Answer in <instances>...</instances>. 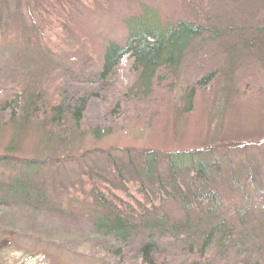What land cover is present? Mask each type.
<instances>
[{"label": "rangeland", "instance_id": "1", "mask_svg": "<svg viewBox=\"0 0 264 264\" xmlns=\"http://www.w3.org/2000/svg\"><path fill=\"white\" fill-rule=\"evenodd\" d=\"M148 16L156 27L192 21L205 31L149 90L128 56L109 80L98 78L106 47L126 43V21ZM82 96L78 124L68 115L51 123V104ZM13 102L12 124L2 107ZM125 149L197 151L217 163L209 185L218 218L232 220L244 243L201 259L182 238L169 239L168 264H246L251 235L264 252V0H0V158L8 163L0 162V264H140L139 239L120 249L94 227L93 186L137 209ZM105 152L120 161L117 176ZM23 161L39 163L30 178ZM176 182L185 192L196 186L191 172ZM145 184L150 199L138 200L149 206L158 196ZM168 190L163 210L179 219V193Z\"/></svg>", "mask_w": 264, "mask_h": 264}, {"label": "trees", "instance_id": "2", "mask_svg": "<svg viewBox=\"0 0 264 264\" xmlns=\"http://www.w3.org/2000/svg\"><path fill=\"white\" fill-rule=\"evenodd\" d=\"M148 18L149 16L143 19L133 18L131 20H134V23L126 21V27L128 28L126 43L123 46L109 44L106 47L101 68L97 72L98 78L109 80L115 73L114 71L119 62L128 56L133 59V63L138 69L143 89L149 90L155 74L161 68L180 65L185 58V52L191 48L194 40L200 38L202 32L205 31L204 27L192 21H179L167 28L156 27L152 25ZM155 25L158 26V23L156 22ZM213 76L212 73L205 75L201 83L210 81ZM87 103L88 98L82 96L74 102L63 98L59 102L51 104L52 106L49 108L51 123L55 124L62 120L65 115H68L74 123L78 124L83 118ZM13 104L15 102L12 104L6 103L2 107V110L5 107L9 110L8 116L12 124L17 122V112H15L17 108H13ZM29 109V107H26L25 116ZM121 153L129 160L128 166L131 168L135 182L140 189L138 196L132 197L137 209H133L132 206H119L122 205V202L116 195L105 194L106 198L98 191L99 188L93 186L91 198L94 201L93 206L99 214L94 222V227L104 235L112 237L120 249H123L126 245L128 246L129 241L134 242L135 239H139L136 247L140 264H168L164 251L168 249L165 246L171 245L169 239L179 241L182 238L181 242H184L187 247L188 254L199 255L201 259L205 258L210 250L218 253L226 247L244 243L241 242L244 237L236 231V224L232 220L218 218L219 201L217 194L209 185V177L213 175V170L209 167L214 164L217 165L211 151L208 150L206 153V156H212V158H209L213 160L212 163L214 162V164L210 163V166L203 158L205 155L197 151L164 154L156 151H134L133 153L131 150L125 149ZM105 154L109 157L111 168L117 176L119 172L121 173L120 161L113 156L111 157L110 152H105ZM6 160L0 158L2 164L8 165ZM21 163L25 167L24 169L29 178L32 173L36 172L39 165L35 161H23ZM178 172H191L196 186L188 189L187 192L181 190L178 182H176ZM166 173L168 175L167 185L162 181V177ZM17 179L19 180L18 177ZM146 182L155 184V194L158 196L154 199L155 201H148L149 206L138 200L141 196L150 197L144 187ZM169 188L176 190V193H179L180 196L181 216L179 219L163 210V205L171 195ZM11 190L9 189L10 193H13ZM23 191L24 185L21 184L19 194ZM23 195H26V193ZM109 197L118 205L112 204L108 200ZM153 202L158 203V205L155 206ZM257 224L261 225L262 223L257 221ZM180 228L187 230L185 236L178 234ZM262 235V239H264V234ZM249 239H252V244L245 250L246 256L243 263L264 264L262 244L259 242V245L253 244L255 237L252 238V235ZM161 240L167 242L163 243L164 241ZM262 241L264 243V240ZM184 264H201V262L191 260V263Z\"/></svg>", "mask_w": 264, "mask_h": 264}]
</instances>
